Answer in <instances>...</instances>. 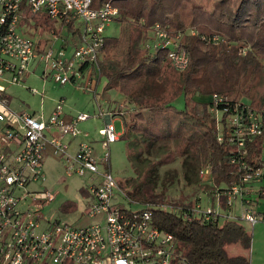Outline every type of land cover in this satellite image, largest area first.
<instances>
[{
    "label": "built area",
    "instance_id": "obj_1",
    "mask_svg": "<svg viewBox=\"0 0 264 264\" xmlns=\"http://www.w3.org/2000/svg\"><path fill=\"white\" fill-rule=\"evenodd\" d=\"M27 9L52 20L54 28L39 31L36 37L24 32L19 20L26 17L22 11ZM117 15L118 7L110 0L96 6L91 0H0V264H191L172 233L153 222L149 202L133 209L116 192L109 142L121 131L114 130V114H120L127 126L136 105L120 101L110 109L99 106L97 115L102 116L104 124L98 130L102 136L97 152L92 140L86 138L89 133L78 126L89 113H65L62 98L46 116L35 109L18 110L10 106L3 85L4 72L10 73L7 80L21 82L38 63L42 64V78L50 75L64 83L83 76L77 84L87 88L93 82L96 85L104 31ZM182 30L169 31L155 21L143 46L149 53L163 49L169 63L182 69L189 59L180 38ZM189 31L197 33L192 26ZM205 38L217 41L218 35ZM207 99L215 114V137L231 146L230 159L237 163L238 178L226 185L215 183L210 194L214 204L196 200L166 208L179 211L184 218L195 215L218 221L221 198L227 208L226 219L235 217L228 210L236 202L240 205L238 217L253 224L259 215L252 203L264 197V186L257 183L263 168L260 158L253 163L246 155L248 143L263 130L261 109L240 97L229 100L215 90ZM77 135L81 138L70 150V140ZM261 143L263 147L264 134ZM47 154L58 155L67 174H88L87 209L83 214L93 220L77 223L44 216L42 207L55 191L30 185L45 178L43 159ZM204 159L197 174L206 182L212 178L211 164Z\"/></svg>",
    "mask_w": 264,
    "mask_h": 264
},
{
    "label": "trees",
    "instance_id": "obj_2",
    "mask_svg": "<svg viewBox=\"0 0 264 264\" xmlns=\"http://www.w3.org/2000/svg\"><path fill=\"white\" fill-rule=\"evenodd\" d=\"M102 1L91 0V5H99ZM110 1L118 7L116 19L120 31L104 39L102 65L110 69L105 70L102 93L117 86L124 94L122 101L136 105L124 131L128 135H144V149L156 146L161 139L158 149L168 145L169 138L184 140L178 154L181 174L187 182L196 179V152L210 161L215 183L226 185L237 179L239 170L237 163L230 159L231 146L215 137V114L209 108L211 101L195 99L192 95L197 91L215 90L229 100H237L241 95L253 93L262 68L259 55L264 56V0ZM131 20L141 28L139 32L155 21L169 31L186 26L197 29L196 34L188 33L183 37L189 59L185 67L178 69L177 80L174 79L175 95L183 93L182 108L175 107L171 103L174 97L167 95L168 82L161 66L163 60L168 61L164 50L139 52L138 38L132 36L128 28ZM40 24H48L47 19H42ZM200 34L205 37L216 34L218 39L212 41ZM215 59L221 63L218 70L213 64ZM261 112L263 130L248 143L246 155L253 163L259 159L262 149L264 109ZM133 142L139 149L137 139H130L127 144L132 147ZM136 154L141 157L140 150ZM163 163L159 160L154 169ZM164 172L161 188L173 180L176 169ZM126 194L131 199L149 202L153 222L172 233L191 264H249L246 253L229 254L223 246L226 241H239L244 246L250 244V234L239 221L228 218L219 223L195 215L184 218L177 210L156 205L154 199L136 197L131 192ZM222 204L225 205L223 200Z\"/></svg>",
    "mask_w": 264,
    "mask_h": 264
},
{
    "label": "rangeland",
    "instance_id": "obj_3",
    "mask_svg": "<svg viewBox=\"0 0 264 264\" xmlns=\"http://www.w3.org/2000/svg\"><path fill=\"white\" fill-rule=\"evenodd\" d=\"M22 17L19 23L23 26L24 32L36 37L38 32L50 28H54V23L52 20H47L48 24L42 26L41 14L38 11L33 13L30 10L22 11ZM36 21V24H33ZM38 23V24H37ZM41 25V27H39ZM44 28V29H43ZM128 28L130 29L131 35L138 38L137 48L139 52H146L143 42L146 40L149 34V27L143 32H139L141 28L134 23L132 20L128 23ZM197 30V29H196ZM120 31V23L116 18H113L108 26L105 28V35L118 34ZM65 32V31H64ZM191 34L189 31V26L183 27L180 38L183 41V37L186 34ZM196 34V33H193ZM59 40L57 41V43ZM187 49V48H186ZM188 51V50H187ZM104 53V51H103ZM103 53L100 58V66L103 61ZM259 59L262 62L261 72L258 74L257 82L252 89V94L241 95L245 100L249 101L253 107L258 109H264V56L259 55ZM167 60V59H166ZM105 61V60H104ZM215 68L218 70L220 68V61L218 59L213 60ZM162 70L167 78L168 84V96H173L171 103L177 107H183V93L177 92V84L174 79L177 80L179 72L178 69L174 68L169 61L163 60L161 62ZM42 64L38 63L34 69L27 72L24 79L21 82L9 81L10 73L4 72L3 85L6 90L7 98L11 107L15 109H25L33 110L37 112H42L43 116H46L50 111L51 107L56 103L59 98L63 101V110L69 115H75L80 111H85L89 113V116L78 121V126L86 130L89 135L86 138L89 140H95V145H99V138H101V133H99V128L103 126L104 119L102 116L97 115L99 106L104 109L113 108L118 102L124 99V94L119 90L117 86H112L106 90V93H102V87L106 81L105 70L110 69L102 65L101 73L97 77V84L93 82L92 87H84L77 83L84 80V77H80L76 81H66L60 83L53 79L50 75L45 78L41 76ZM94 87V89H93ZM31 88L36 89L31 90ZM208 93L194 92L192 97L195 99H205ZM101 104V105H99ZM1 124V123H0ZM114 130L121 131L120 137L109 142V160L111 172L114 175L117 184V194L120 196V200L127 206L136 209L145 205V203L137 200L131 199L126 193L131 192L136 197H148L155 200V204L162 207H170V205L178 204L181 201L182 196L189 194L187 190L196 189L202 187L206 191L201 190V200L200 195L198 199L202 204L207 203L208 193L211 189L215 187V181L213 177L208 181L204 182L196 174V179L191 182L185 181L181 174L180 169V156L179 147L184 140L167 139L166 143L162 148L158 149V142L155 143L156 146L144 149V135H132L127 134L124 129L126 128V123L122 116L118 113L114 114L113 119ZM124 131V132H123ZM134 138L138 140L137 147L136 143L133 142V146L129 147L127 141L129 138ZM79 140V139H78ZM157 147V148H156ZM73 143L69 145L70 150L73 149ZM141 151V157L136 154V152ZM197 157V168L202 162L205 161L203 155L200 153L195 154ZM260 164L264 172V146L260 153ZM159 160H163L164 163L159 167L154 169V165L158 164ZM43 168L45 172V178L43 180H38L30 185V187H50L52 191H55L54 197L42 207V211L45 217H62L70 222L84 223L94 219V217H89L83 212L87 209L86 199V183H89L88 174H77L73 172L72 174H67L65 172L63 162L60 157L56 154L46 155L43 159ZM166 169H176V175L173 180L166 183L165 188L162 187V180L165 177ZM212 176V172H211ZM264 183V178L262 179ZM204 184V186L202 185ZM189 186V187H185ZM221 200V198H220ZM183 204H193V203H183ZM178 204V205H183ZM222 205V204H221ZM264 208V203L262 204ZM222 214L219 215V223L223 222L227 217L224 215V209L222 206L218 207ZM229 214H233L235 217L233 219L239 221L243 224L244 228L250 234V244L248 246L242 245L239 241H226L223 246L229 254L244 252L249 257V264H264V217L257 220L255 223L250 224L248 220L238 217L240 213V205L235 204L232 209L228 210ZM83 214V215H82ZM229 215V216H230Z\"/></svg>",
    "mask_w": 264,
    "mask_h": 264
},
{
    "label": "crops",
    "instance_id": "obj_4",
    "mask_svg": "<svg viewBox=\"0 0 264 264\" xmlns=\"http://www.w3.org/2000/svg\"><path fill=\"white\" fill-rule=\"evenodd\" d=\"M99 105H101V104H99ZM108 109H110V108H108ZM122 134V133H121ZM102 136V135H101ZM118 137H120V135H118ZM79 138H81V136L80 135H77V136H75V137H73V138H71V140H70V143H69V145H71V143H73V146H74V148L76 147V144H77V141H78V139ZM130 139H133L132 137L131 138H129L128 139V141L130 140ZM95 140H92V142H93V144H94V147H95V149H96V151L97 152H99L100 151V138H99V145L98 146H96L95 145V142H94ZM127 141V142H128ZM73 148V149H74ZM47 155H50V154H47ZM196 174H197V171H196ZM264 178V172H263V174H262V176L259 178V180L257 181V183L258 184H261L262 186H264V183H262V179ZM168 182H170V181H167V183ZM191 183H193V182H191ZM203 186H204V184H202ZM166 186V185H165ZM165 186L163 187V188H165ZM185 187H189V186H185ZM195 189H191V190H187L188 192H189V194H187L186 196H182V197H180L181 198V201H178V204H183V203H194L197 199H198V195H200V200H201V190L202 191H206L204 188H202V187H200V188H198V189H196V191H194ZM208 193V197H207V202L208 201H210V202H212L213 204H214V202H215V200H214V196H210V194L212 193V192H207ZM264 203V197L263 198H259V199H256V200H254L253 201V203H252V205H253V207L255 208V210L256 211H258L259 213H258V215H259V219H262L263 217H264V208H263V206H262V204ZM222 204V200H220V205ZM235 204H238V203H233L231 206H229L230 208L229 209H232V207L235 205ZM223 205V204H222ZM221 205V206H222ZM226 207V205H223L222 206V208L223 209H227V208H225ZM258 219V220H259Z\"/></svg>",
    "mask_w": 264,
    "mask_h": 264
}]
</instances>
